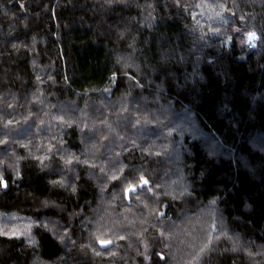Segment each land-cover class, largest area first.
<instances>
[{
  "label": "trees",
  "instance_id": "16d2710c",
  "mask_svg": "<svg viewBox=\"0 0 264 264\" xmlns=\"http://www.w3.org/2000/svg\"><path fill=\"white\" fill-rule=\"evenodd\" d=\"M0 264H264V0H0Z\"/></svg>",
  "mask_w": 264,
  "mask_h": 264
},
{
  "label": "rangeland",
  "instance_id": "374dc122",
  "mask_svg": "<svg viewBox=\"0 0 264 264\" xmlns=\"http://www.w3.org/2000/svg\"><path fill=\"white\" fill-rule=\"evenodd\" d=\"M257 37L258 36L255 32H249L245 36L242 34V32H240L238 35V40L241 45L245 44L246 42L251 45H255Z\"/></svg>",
  "mask_w": 264,
  "mask_h": 264
}]
</instances>
